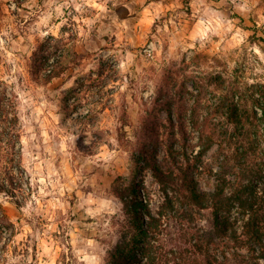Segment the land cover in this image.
<instances>
[{
  "label": "rangeland",
  "instance_id": "1",
  "mask_svg": "<svg viewBox=\"0 0 264 264\" xmlns=\"http://www.w3.org/2000/svg\"><path fill=\"white\" fill-rule=\"evenodd\" d=\"M37 51L47 66L60 58V76L36 78ZM0 86L19 120L12 128L3 120L14 113L1 110L2 129L17 135L32 188L14 197L15 149L0 144V182L11 190L0 189V264L114 263L137 232L114 190L132 200L131 183L166 214L148 250L155 262L144 235L140 263L248 253L189 197L193 185L212 193L222 166L236 183L245 132L264 157V0H0ZM204 129L217 139L201 154Z\"/></svg>",
  "mask_w": 264,
  "mask_h": 264
},
{
  "label": "trees",
  "instance_id": "2",
  "mask_svg": "<svg viewBox=\"0 0 264 264\" xmlns=\"http://www.w3.org/2000/svg\"><path fill=\"white\" fill-rule=\"evenodd\" d=\"M38 56L35 68V75L37 79L41 77L45 82H50L54 77L61 75L64 66L61 65L60 58H55L54 63L45 65L42 58L43 55L40 51L36 52ZM102 67H100L99 75L102 76ZM99 77V76H98ZM93 78L92 76L90 77ZM107 87L104 84L101 89ZM76 93L80 91L74 90ZM100 91V90H97ZM108 93H113V91L108 88ZM234 110H231L232 116H237L239 110H235L236 105H234ZM1 110H11L14 113V117L9 118L10 112H7L5 123L9 122L12 128H16L19 122L17 113V104L14 99V95L9 94L6 89H2L0 86V111ZM90 110V109H89ZM197 112V111H196ZM3 126L0 122V144H10L14 149L19 147L17 135L12 132L8 133L9 138L4 137L7 132H3ZM7 134V135H8ZM245 134V135H244ZM242 134V139L235 148V158L236 164L239 167L237 174L236 183L232 182L229 177V166H222L219 171L215 173L217 183L215 190L212 193L198 192L196 187L193 185L190 187V204L196 205L200 208H213V215L215 219V224L218 231L221 234L227 235L240 247H246L248 253L241 254L238 250L234 252V256L231 258L226 257V261H218L216 258H207V264H264V157L260 156L258 147L252 142V133L247 131ZM16 137V138H15ZM216 131L212 129L202 130L201 139L204 141L201 154L206 152L211 144L217 139ZM18 150H14L12 157L10 158V163H13L12 168H14L17 163ZM226 158H232V154H226ZM13 175V173L11 172ZM9 175V183L11 187L15 188V178ZM170 181V180H169ZM173 180L171 179V182ZM0 189L3 191L9 190L3 182H0ZM117 196L123 201L126 211L132 216L134 223L133 226L137 231L134 235L132 241L125 242L124 245H120L116 248L113 256L115 262L112 264H146L140 263L139 254L136 252V248L144 241V235L149 236L147 243L141 245L143 248L142 253L144 257H147V262H155L156 256L149 253V248L153 246V240L158 239L161 235L162 230L159 228L162 219L165 217L164 211H160V216H155L147 207L144 200L139 198V192L137 185L131 183L129 185V190L133 199H129L126 194L122 193L121 190L114 189ZM13 191V190H12ZM168 196V192L166 193ZM174 208L175 202L173 199H168V207ZM238 210L239 214L244 217L241 230L237 226L239 218L234 216V211ZM149 214L151 218L150 229L143 226L141 221L142 213ZM143 239V240H142ZM147 241V240H146ZM203 245L201 244L200 249L203 250ZM177 264H190L189 258H183L181 262ZM198 264H200L198 262Z\"/></svg>",
  "mask_w": 264,
  "mask_h": 264
},
{
  "label": "built area",
  "instance_id": "3",
  "mask_svg": "<svg viewBox=\"0 0 264 264\" xmlns=\"http://www.w3.org/2000/svg\"><path fill=\"white\" fill-rule=\"evenodd\" d=\"M19 154H17V157ZM13 175L15 178V198L23 201L25 200L26 196L31 192V185H30V179L28 177V173L24 171V168H22L21 165L18 163L15 164L13 168ZM8 183V182H7Z\"/></svg>",
  "mask_w": 264,
  "mask_h": 264
}]
</instances>
